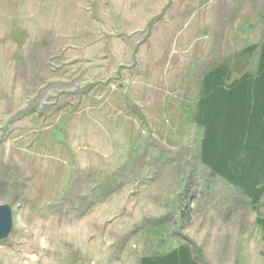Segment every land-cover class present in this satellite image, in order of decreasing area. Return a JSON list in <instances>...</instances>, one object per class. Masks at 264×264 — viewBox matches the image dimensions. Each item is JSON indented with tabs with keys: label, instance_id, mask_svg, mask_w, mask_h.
<instances>
[{
	"label": "rangeland",
	"instance_id": "1",
	"mask_svg": "<svg viewBox=\"0 0 264 264\" xmlns=\"http://www.w3.org/2000/svg\"><path fill=\"white\" fill-rule=\"evenodd\" d=\"M262 38L264 0H0V264L184 244L198 264H264V197L199 164L191 122L202 75Z\"/></svg>",
	"mask_w": 264,
	"mask_h": 264
},
{
	"label": "trees",
	"instance_id": "2",
	"mask_svg": "<svg viewBox=\"0 0 264 264\" xmlns=\"http://www.w3.org/2000/svg\"><path fill=\"white\" fill-rule=\"evenodd\" d=\"M254 56V72L240 71L233 79ZM191 122L201 131L199 164L241 191L251 205L258 204L264 197V38L202 75ZM255 225L264 243V218H256ZM196 253L184 244L139 258L137 264H198Z\"/></svg>",
	"mask_w": 264,
	"mask_h": 264
},
{
	"label": "water",
	"instance_id": "3",
	"mask_svg": "<svg viewBox=\"0 0 264 264\" xmlns=\"http://www.w3.org/2000/svg\"><path fill=\"white\" fill-rule=\"evenodd\" d=\"M12 229L11 209L7 205L0 206V241L8 237Z\"/></svg>",
	"mask_w": 264,
	"mask_h": 264
},
{
	"label": "bare ground",
	"instance_id": "4",
	"mask_svg": "<svg viewBox=\"0 0 264 264\" xmlns=\"http://www.w3.org/2000/svg\"><path fill=\"white\" fill-rule=\"evenodd\" d=\"M0 206H2V205H0ZM8 206V205H7ZM10 207V206H9ZM11 209V208H10ZM11 214H12V211H11ZM12 224H13V221H12Z\"/></svg>",
	"mask_w": 264,
	"mask_h": 264
}]
</instances>
